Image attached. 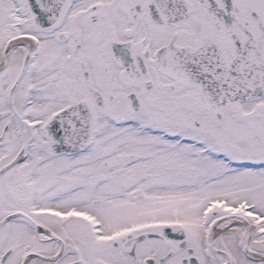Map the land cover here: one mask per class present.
<instances>
[{
  "label": "snow or ice",
  "instance_id": "1",
  "mask_svg": "<svg viewBox=\"0 0 264 264\" xmlns=\"http://www.w3.org/2000/svg\"><path fill=\"white\" fill-rule=\"evenodd\" d=\"M0 264H264V0H0Z\"/></svg>",
  "mask_w": 264,
  "mask_h": 264
}]
</instances>
